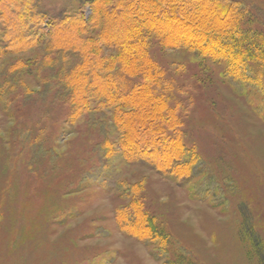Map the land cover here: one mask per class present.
<instances>
[{"label":"rangeland","instance_id":"1","mask_svg":"<svg viewBox=\"0 0 264 264\" xmlns=\"http://www.w3.org/2000/svg\"><path fill=\"white\" fill-rule=\"evenodd\" d=\"M238 1L264 27V0ZM88 2L34 5L87 19ZM3 33L0 24V47ZM152 56L196 150L180 179L115 146L109 153L117 132L101 104L75 119L63 86L75 51L44 37L0 59V264H264V77L256 81L253 64L232 75L186 49ZM193 158L186 151L182 161ZM134 199L167 241L121 227L118 211Z\"/></svg>","mask_w":264,"mask_h":264},{"label":"trees","instance_id":"2","mask_svg":"<svg viewBox=\"0 0 264 264\" xmlns=\"http://www.w3.org/2000/svg\"><path fill=\"white\" fill-rule=\"evenodd\" d=\"M34 3L0 0L5 43L0 59L27 51L44 37L54 49L75 51L80 59L63 85L70 90L65 99L76 107L72 115L77 119L92 103L106 107L117 132L108 152L115 146L126 161L141 159L163 175H189L196 150L185 139L181 107L171 106L162 93L164 68L154 53L186 49L193 56L219 59L232 75L253 64L256 81L264 77V27L238 0H89L87 19L82 10L49 17ZM186 151L193 160L182 161ZM127 208V214L118 211L126 233L168 240L138 199Z\"/></svg>","mask_w":264,"mask_h":264}]
</instances>
